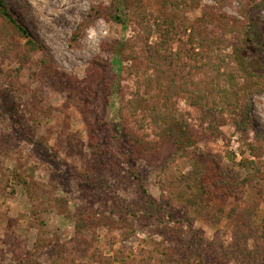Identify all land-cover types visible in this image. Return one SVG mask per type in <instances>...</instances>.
I'll return each mask as SVG.
<instances>
[{
    "label": "rangeland",
    "instance_id": "374dc122",
    "mask_svg": "<svg viewBox=\"0 0 264 264\" xmlns=\"http://www.w3.org/2000/svg\"><path fill=\"white\" fill-rule=\"evenodd\" d=\"M114 1L0 0L35 45L0 12V264H257L245 254L259 248L264 258V94L250 99L253 132L243 140L229 113L225 124L203 122L190 95H170L164 79L159 87L149 59L163 44V0H121L123 24L95 17L70 42L92 7L113 12ZM199 1L179 5L165 47L186 80L214 62L189 42L197 19L220 5L224 16L248 18H240L238 2ZM261 3L250 6L261 5L264 20ZM119 43L122 70L112 92ZM203 71L202 89L213 78ZM116 102L148 143L139 159L126 154ZM18 171L28 186L16 181ZM224 183L240 186L229 194Z\"/></svg>",
    "mask_w": 264,
    "mask_h": 264
},
{
    "label": "trees",
    "instance_id": "16d2710c",
    "mask_svg": "<svg viewBox=\"0 0 264 264\" xmlns=\"http://www.w3.org/2000/svg\"><path fill=\"white\" fill-rule=\"evenodd\" d=\"M230 1L239 3L240 9L238 13L240 18H244L245 20V16L248 14V18H246L247 22L222 15L219 12V9L223 8V6L220 5L218 10L216 8H210L208 11H205L201 18L197 19L191 29L188 39L191 46L199 50L197 52L198 56H200L201 59H209L210 54L214 56V62L208 60V62L205 61L199 65L198 70L200 71L197 73L198 79H195L196 81L193 78L191 80H186L180 76L176 68L178 60L171 58L170 55L167 54V49H165V47H167L171 41V29L174 27V19L177 16L176 12L178 11L179 5L197 8L199 6V0H163V2H165V9L169 12L166 20L161 23L165 27V29L160 30V35L163 37V44L150 51L149 61L154 67V71L157 72V83L159 84V87L163 84L164 79L167 81V91L170 95H179L182 93L190 95L191 106L200 115L199 119L203 122L222 121L220 124H225L226 120L223 118V114L229 113L235 131L243 140H245L248 138L249 134L253 132L252 106L250 99L255 94H264V62L261 59V55L264 53V20L258 17V11L261 9V5H255L252 7L250 6L251 0ZM230 1L224 0V4ZM178 2H182V4H179ZM215 2L220 4V0H215ZM123 4V1L115 0L113 12H101V10L92 7L87 17L83 20V23L76 28L70 38V42L73 44L76 43L89 27L90 21L95 17L105 18L117 24H123V19L126 15L122 12ZM261 4L263 5L264 3ZM0 12L3 18L9 24L14 26L15 30L34 48L35 45L29 39L26 30L14 20L11 13L2 7V5H0ZM208 27L211 29H208ZM228 35H233L234 41L228 40ZM229 47H232V53L229 55L228 59L221 58L222 53ZM247 48L252 51V56L248 54L249 50ZM241 52H243V55L238 54ZM112 55L113 61L111 67L112 65L115 66V75H113L114 79L111 82V86H114L112 88V92H114L119 87V84L115 82V78H119L122 70L120 43L115 44ZM216 59L218 60V63H216ZM47 61L49 62L52 60L49 58L44 60L42 62L43 65H46ZM232 63L236 64L237 68L229 69V65ZM252 63L257 65L259 69L258 73H252V68H250ZM100 66H103V64L100 63ZM222 66L225 68L223 72L221 71V68H223ZM203 70L213 73L212 80L205 84L204 89L200 88L197 83L201 80L202 75H204ZM104 71L105 69L102 71V74ZM241 78L243 79L242 84L238 82ZM70 82L72 84L76 83L77 86H84V82L81 81L75 80L74 82ZM115 94L117 93H113V95ZM73 96H75L74 98H78L74 95V92ZM209 98H211L210 100L214 103L211 106L207 104ZM78 100L79 99H77V101ZM116 104L118 107H114L116 112L115 120L119 124V129L125 132L126 135V145H124L125 150L127 151L126 154L128 158L130 155L134 154V159H139L142 155L149 152L148 143L136 135L131 126L130 119L125 117L123 109L119 106L118 102H116ZM79 110L82 112L85 110V107L79 106ZM164 117L161 119L162 121H166V118ZM215 130H217V127H215ZM258 139V136L254 135L253 140L256 141ZM196 140L197 139H195V141ZM94 142L96 143L92 136V145H90V148L96 147ZM191 144H193V142L190 143V145ZM183 146L184 147L177 146L175 143V148H177V152L180 155L187 152L185 145ZM247 146L250 148L251 152L256 150L254 143L248 141ZM248 166L250 167V165ZM14 174V178L17 179L16 181L18 183H23L28 186V181H26L25 178L23 179V176L25 177V175L20 171ZM29 176L28 178L32 179L33 172H31ZM248 182H250V179L244 177L242 183L245 184ZM239 186L240 185L235 186L234 184L224 183V188L229 189V192H227V190L224 192L235 194L234 192ZM245 255L257 264L264 261L263 256L259 252V248H255L254 252H247Z\"/></svg>",
    "mask_w": 264,
    "mask_h": 264
}]
</instances>
